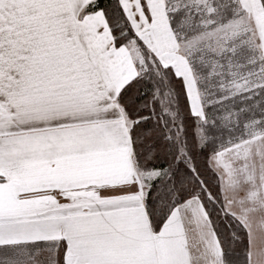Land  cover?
Listing matches in <instances>:
<instances>
[{
    "label": "snow or ice",
    "instance_id": "1",
    "mask_svg": "<svg viewBox=\"0 0 264 264\" xmlns=\"http://www.w3.org/2000/svg\"><path fill=\"white\" fill-rule=\"evenodd\" d=\"M0 264H264V0H0Z\"/></svg>",
    "mask_w": 264,
    "mask_h": 264
}]
</instances>
